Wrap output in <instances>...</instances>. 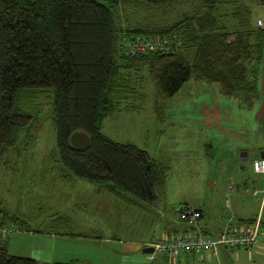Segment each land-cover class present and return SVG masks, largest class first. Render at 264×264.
I'll use <instances>...</instances> for the list:
<instances>
[{
    "label": "trees",
    "instance_id": "16d2710c",
    "mask_svg": "<svg viewBox=\"0 0 264 264\" xmlns=\"http://www.w3.org/2000/svg\"><path fill=\"white\" fill-rule=\"evenodd\" d=\"M183 1L135 0V4L140 8ZM196 1L194 12L173 24L125 28L113 13L121 0H0V161L33 124V115L18 106L21 94H50L58 148L52 155L61 165L62 178L99 184L126 201L154 206L158 192L164 190L168 167L147 151L101 132L105 117L135 109L123 101L133 89L131 76L147 70L162 99L172 98L190 80L215 84L221 95L241 99L247 108L258 98L264 28L251 25L247 6L225 13L224 7L236 0ZM254 2L264 8V0ZM224 17L236 22L237 29L224 27ZM137 37L166 38L171 47L166 53L126 55L125 42ZM76 131L90 136L87 150L71 147L70 137ZM0 224L43 233L3 210ZM8 239H0V264H41L12 255Z\"/></svg>",
    "mask_w": 264,
    "mask_h": 264
},
{
    "label": "rangeland",
    "instance_id": "374dc122",
    "mask_svg": "<svg viewBox=\"0 0 264 264\" xmlns=\"http://www.w3.org/2000/svg\"><path fill=\"white\" fill-rule=\"evenodd\" d=\"M241 3L251 5L252 1L236 0V3L230 4L232 11H237ZM197 7L196 0L140 8L135 0H121L113 13L116 21L125 28L164 26L190 16ZM255 8V5L251 6L252 21L259 15L253 11ZM222 21L232 23L233 20L225 17ZM131 78L135 92L130 89L123 101L135 108L140 106V109L130 112L121 109L111 113L103 121L101 132L115 142L145 149L152 158L168 167L164 190L158 192L154 206L156 210L149 214L132 207L133 202L126 201L130 205L120 203L116 206L117 214L111 209V214L104 219L99 217L97 209L90 214L83 206H78L79 214L77 209L72 208L69 203L71 196L75 195L76 201H81L84 196L87 197L83 191L88 189L87 185L93 190L96 187L80 179V183L87 185L75 187V194L71 187L55 186L56 179L62 178V170L57 158L52 155L58 151L53 97L29 92L21 94L18 106L33 115V124L20 133L16 148L9 150L0 161V210L22 218L33 229L40 227L41 231L64 232V226L69 221L73 231L79 229L87 232L84 233L86 235L105 233L114 243L119 244V240H123L125 248H133L128 241L130 236H134L132 234L140 233L136 236L139 238L153 228L161 227L165 221L174 220V209L178 205L194 208L206 204L216 212L232 201L233 205L246 211L247 218H256L259 214L262 217L260 231L264 233V175L253 171L251 156L245 161L237 150V146L242 145L259 146L263 150L258 152L264 151V50L256 78L258 98L250 109L241 99L221 95L215 84L190 80L172 98L162 99L147 70ZM210 112L219 115L218 119L204 122ZM237 182L246 183L247 188L239 193L232 192L229 185ZM157 210L161 215L157 216ZM61 211L68 215L61 214L57 221H53L52 215ZM8 240L9 251L16 256L26 255L34 248L50 252L52 246L56 251L60 247L48 244L47 240L35 241L33 236L21 232L11 233ZM134 248L142 252L141 246ZM226 252L225 257H209L205 260L207 262L199 264H264V255L251 258L254 251L249 253L243 249L228 248ZM93 258L99 259L98 256ZM176 263L177 260L172 264Z\"/></svg>",
    "mask_w": 264,
    "mask_h": 264
},
{
    "label": "crops",
    "instance_id": "0c3cea01",
    "mask_svg": "<svg viewBox=\"0 0 264 264\" xmlns=\"http://www.w3.org/2000/svg\"><path fill=\"white\" fill-rule=\"evenodd\" d=\"M252 4H243V6L249 7L250 10L251 6H256L257 8L253 9L257 12L258 18L255 21H250L251 25L254 28H264V8L260 7L257 5L254 0H251ZM232 5L230 6H225L224 11L225 13H230L232 12L231 9ZM223 11V12H224ZM252 15V13H251ZM225 18V17H224ZM222 18V20L224 19ZM224 27H226L229 31H234L237 29L236 27V22L232 21V23H227V22H221ZM264 50V47H263ZM243 102V101H242ZM255 102L253 105L250 107L252 108L254 106ZM242 107V106H241ZM135 108V107H134ZM248 108V109H250ZM140 109V106H137L134 110L131 111H138ZM128 112V111H125ZM130 112V111H129ZM108 117V116H107ZM105 117V119L107 118ZM219 115L214 114V113H208L204 119V122L209 123V121H213L214 119H218ZM104 119V120H105ZM103 120V121H104ZM195 123V120H192ZM196 123H199V120H196ZM103 124V122H102ZM225 130V129H222ZM233 129L229 131V134L231 135ZM227 132V131H225ZM103 133V132H102ZM104 134V133H103ZM105 135V134H104ZM106 136V135H105ZM108 137V136H107ZM238 140V139H237ZM145 150V149H144ZM211 150V149H210ZM237 150L239 153H242V158L247 161L249 157L251 156L250 163L254 159L258 158H264V151L263 152H258L263 150V148H259L257 146L256 148L248 147V146H242L238 145ZM156 160V159H155ZM159 161V160H157ZM161 162V161H159ZM163 163V162H162ZM79 179H71V180H64L62 178H57L55 186L57 185L58 188H62L64 186H68L69 188L71 187V190L74 193V188L79 186L83 187L87 184L80 183ZM89 184L93 185L96 187V189L93 190V188L90 185H87L88 189H84L83 191L86 192L87 197L84 196L83 200H77L79 202V205H77V201L75 199V195L71 196V199L69 200L70 205L72 208L77 209V212H79L78 206H83L84 209L89 212L90 214H93V212L97 209L99 212V217H104V219L109 215L111 209L113 213L117 214L116 206H119L120 203H125L126 199L123 197H119L112 192H110L108 189L105 187L95 184V183H90ZM229 188L231 189L232 192L234 193H239L241 190H245L247 188V184L240 182V183H232L229 185ZM64 192V191H63ZM77 198H80L78 196ZM127 203V202H126ZM125 205H130V203ZM157 202L154 204L156 206ZM88 205V206H87ZM152 207H147V206H139L136 203L132 204V207H136L135 209H140L143 212H148L151 214L152 211L156 210V208ZM196 209H200L202 211V217L198 223L199 229L208 235L211 236H217L223 231L235 228V227H240L243 226V221L250 220L252 217H245L244 212L242 207L236 206L232 204V201H229V204L226 203V205H223V208L217 209L216 212L212 211V209L209 206H206V204H203L202 206L194 207ZM72 212V211H70ZM69 212V213H70ZM101 212V213H100ZM65 211H61L58 213H54L52 215L53 221H57L58 217L61 214H65ZM111 214V213H110ZM157 216H159L160 212L157 210ZM174 220H167L163 223L161 227H155L153 228V231H150L146 233L143 236H140L139 238L136 237L140 235V233L132 234L134 236H130L128 241L132 243V247L138 245L139 247L141 246L142 251L144 248L148 247L147 245L150 243V241L153 238L160 237L166 234H178L181 231H185L186 227L184 224L181 223L179 220L177 214L174 212ZM161 215V214H160ZM64 217V216H63ZM79 217V216H77ZM56 218V219H55ZM256 218L260 219L262 221V218L259 217V214L256 216ZM68 225L64 226L65 231L64 232H57L56 230H52L50 232L48 231H43V233L40 232H21V233H28L30 236H33L34 240H38V242H42V240H47L48 244H58L60 247L58 250H49L50 252H46V250L43 249H35L30 250L28 254H26L28 257H33L37 261H39L41 264H57V263H68L72 260L75 259H80L82 261H87L92 264H149V262L146 260L145 254L143 252L139 253L137 252L136 248H125V246L122 245L123 240H119V244L114 243L111 241L110 236L105 235V233H99V234H89L86 235L84 233L87 232H82L79 229L72 230L69 225L70 222L68 221ZM264 224V223H263ZM54 227V226H52ZM263 227V226H262ZM159 228V229H158ZM42 229V228H41ZM262 230V229H261ZM73 231V232H72ZM62 233H73V234H62ZM36 234V235H35ZM72 235H81L84 236L85 238H80V237H74ZM36 236H44V238L41 237H36ZM118 237V236H114ZM114 241H117L116 239ZM263 241V242H262ZM118 242V241H117ZM76 244L77 246L80 247V249L74 245ZM122 245V247H121ZM57 246V245H55ZM75 249V250H73ZM93 249V250H92ZM234 249V248H233ZM235 249H243V248H235ZM92 250V251H91ZM228 249H221L219 251V255L225 257V254L227 253ZM232 250V249H231ZM245 250V249H243ZM264 251V233L261 231L259 241H258V246L254 250V255L251 254L252 257H257L260 255H264L262 253ZM26 255H21L25 256ZM218 255V256H219ZM95 256H98V260H94L97 258H93ZM250 258V259H251ZM253 259V258H252ZM163 264H169L168 262H164L161 257H156L155 261L160 262ZM205 259L197 258L193 255H183L181 256L176 264H199V262L205 263Z\"/></svg>",
    "mask_w": 264,
    "mask_h": 264
},
{
    "label": "built area",
    "instance_id": "2783aa9c",
    "mask_svg": "<svg viewBox=\"0 0 264 264\" xmlns=\"http://www.w3.org/2000/svg\"><path fill=\"white\" fill-rule=\"evenodd\" d=\"M170 41L166 38L146 39L134 38L125 42L126 55L134 56L147 52H168ZM256 174L264 175V158L254 159L251 162ZM174 212L179 220L185 225L186 230L178 234H166L153 238L148 247L152 253L145 254L148 262H153L156 257H161L169 264L178 260L183 255H193L204 259L209 257L218 258L219 251L224 248H243L249 253L258 246L260 237V221L253 224L235 227L221 232L217 236L203 233L198 223L202 216L200 210L188 205H178ZM13 232H24L20 227L0 224V239L9 237Z\"/></svg>",
    "mask_w": 264,
    "mask_h": 264
},
{
    "label": "water",
    "instance_id": "95a60500",
    "mask_svg": "<svg viewBox=\"0 0 264 264\" xmlns=\"http://www.w3.org/2000/svg\"><path fill=\"white\" fill-rule=\"evenodd\" d=\"M91 144L90 136L83 131H76L70 137V145L73 149L78 151H84L89 148ZM144 254L152 253L153 249L146 247L142 251Z\"/></svg>",
    "mask_w": 264,
    "mask_h": 264
}]
</instances>
